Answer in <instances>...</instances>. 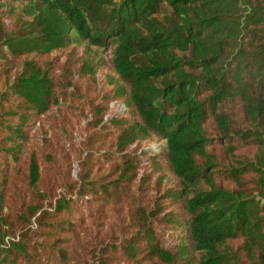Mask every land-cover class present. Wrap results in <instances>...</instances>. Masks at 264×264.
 <instances>
[{
    "label": "trees",
    "instance_id": "1",
    "mask_svg": "<svg viewBox=\"0 0 264 264\" xmlns=\"http://www.w3.org/2000/svg\"><path fill=\"white\" fill-rule=\"evenodd\" d=\"M72 45L91 50L82 75L105 61L95 51L108 55L88 138L108 141L112 171L101 181L83 163L69 191L132 214L90 263L70 249L81 232L72 194L40 188L36 157L29 198L7 204L25 122L72 86L40 57ZM109 100L122 111L107 114ZM146 139L163 140L150 171L172 182L151 206L132 190L140 160L127 151ZM0 264H264V0H0Z\"/></svg>",
    "mask_w": 264,
    "mask_h": 264
},
{
    "label": "rangeland",
    "instance_id": "2",
    "mask_svg": "<svg viewBox=\"0 0 264 264\" xmlns=\"http://www.w3.org/2000/svg\"><path fill=\"white\" fill-rule=\"evenodd\" d=\"M13 7L17 9L18 5L15 3ZM90 51L85 49L84 45H72L67 49L40 57L42 61L52 60L53 74L57 80H61L63 71L67 69L66 80L71 79L72 86L65 82L58 89L56 87L59 103L40 115L31 113L25 122L26 137L22 144L21 155L10 165L12 177L10 184L16 185L19 191L14 189V193L7 199V204L14 209L23 197L26 198L25 200L29 198L23 190L22 183L26 182L29 158L36 157L40 170L38 183L40 188L47 191L51 197L61 194L69 197L72 194L73 201L69 211L72 219L80 223L81 232L70 241V249L75 255L74 258L78 257L86 262L90 260L89 263L94 253L91 250L95 247L98 250L103 245H111L120 239L124 230L123 224L127 225L132 216L129 202L120 203L121 201L112 199L106 205H102L99 196L91 197L89 193L76 196L69 191L68 185L73 184L77 179L83 163L89 169L92 167L91 176L101 181L108 180L110 178L108 175L112 171V168L108 169L109 162L104 160L105 155H103L109 147L108 141L101 139L94 144L88 138L93 133L89 124L92 113L90 107L92 103L102 99L100 90L107 84L106 75L111 71L107 53L97 50L92 56L93 60L97 61L103 56L105 61L93 65V75H82L78 72V68ZM107 88L109 86L105 87ZM107 105V114L122 111L120 100H109ZM163 143V140L146 139L127 148V151L138 154L140 160L139 175L134 183L140 184V187L134 186L132 190L139 203L146 206L153 205L156 197L160 199L164 188L171 186L172 183L167 179L162 183L159 178L161 174L150 171L148 157L151 152H160ZM162 161L161 159L160 163ZM85 170L86 168L82 169V172ZM163 173L166 176L165 167Z\"/></svg>",
    "mask_w": 264,
    "mask_h": 264
}]
</instances>
